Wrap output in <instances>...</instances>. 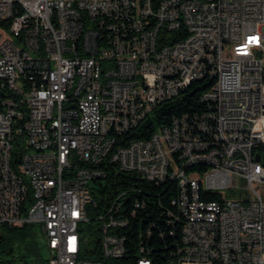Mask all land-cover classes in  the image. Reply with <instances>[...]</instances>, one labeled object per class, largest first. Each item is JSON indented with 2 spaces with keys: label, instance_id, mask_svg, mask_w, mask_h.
<instances>
[{
  "label": "built area",
  "instance_id": "built-area-1",
  "mask_svg": "<svg viewBox=\"0 0 264 264\" xmlns=\"http://www.w3.org/2000/svg\"><path fill=\"white\" fill-rule=\"evenodd\" d=\"M206 78L202 112L124 138ZM106 163L177 181L161 264H264V0H0V224H38L47 264L118 260L127 191L95 187ZM86 209L102 260L81 257Z\"/></svg>",
  "mask_w": 264,
  "mask_h": 264
},
{
  "label": "trees",
  "instance_id": "trees-1",
  "mask_svg": "<svg viewBox=\"0 0 264 264\" xmlns=\"http://www.w3.org/2000/svg\"><path fill=\"white\" fill-rule=\"evenodd\" d=\"M214 80L202 79L194 81L183 89L177 96L164 100L156 106L151 116L140 122L131 131L124 134L126 140L147 139L156 127L170 124L173 117L182 114L195 115L202 112L207 103L201 100L203 92L211 87ZM107 176L105 181L94 183L104 186L110 193L127 191L125 196L126 214L129 216L127 228L122 232L125 235L126 253L118 260L106 259L103 264H133L135 258L141 254L148 255L155 264H161L173 252L172 245L180 237L179 223H170L168 212H175L171 201L178 195V183L167 178L163 182H150L138 177L136 174L119 170L116 165L105 164ZM205 166H191L187 172H202ZM103 193V190H99ZM93 198H96L93 195ZM100 210L104 206L103 198L97 197ZM206 199H219L216 194L206 196ZM144 206H135V203ZM87 214L91 212L86 209ZM130 212H132L130 214ZM87 226L88 240L84 250V238L81 257L102 260L97 251L96 244L99 240V230L96 214H91ZM169 218V219H168ZM151 231L150 238L145 232ZM80 231L83 232L81 228ZM143 244L145 251L140 252ZM97 251V252H96ZM0 264H47V249L45 240L38 224L26 222L22 226L7 223L0 224Z\"/></svg>",
  "mask_w": 264,
  "mask_h": 264
},
{
  "label": "rangeland",
  "instance_id": "rangeland-1",
  "mask_svg": "<svg viewBox=\"0 0 264 264\" xmlns=\"http://www.w3.org/2000/svg\"><path fill=\"white\" fill-rule=\"evenodd\" d=\"M158 129H159L158 127L155 128L156 131H157ZM90 184L93 185L92 182H90ZM98 186H99V184H96V185H95V187H98ZM246 187H247V183H246V181H245L244 179H239V182H238V188H235V189L232 191V195L228 193V190H224V191L222 192V194H223L224 197L227 198V199H235V198H234V197H235V194H234L235 190H236V192H239V191H247V190H246ZM259 191H260V193H261V195H262V198H263V200H264V186H261V188L259 187ZM91 214H92V213H91ZM91 214H90V213L88 214V218L93 217ZM87 224H88V223H82L83 233H84L86 236H88V233H89V232H88L89 226H87Z\"/></svg>",
  "mask_w": 264,
  "mask_h": 264
},
{
  "label": "water",
  "instance_id": "water-1",
  "mask_svg": "<svg viewBox=\"0 0 264 264\" xmlns=\"http://www.w3.org/2000/svg\"><path fill=\"white\" fill-rule=\"evenodd\" d=\"M256 160H259V157L258 156H256Z\"/></svg>",
  "mask_w": 264,
  "mask_h": 264
}]
</instances>
